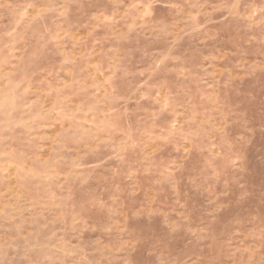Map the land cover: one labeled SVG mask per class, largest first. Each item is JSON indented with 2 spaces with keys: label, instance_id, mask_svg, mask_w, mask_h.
<instances>
[{
  "label": "rangeland",
  "instance_id": "1",
  "mask_svg": "<svg viewBox=\"0 0 264 264\" xmlns=\"http://www.w3.org/2000/svg\"><path fill=\"white\" fill-rule=\"evenodd\" d=\"M0 264H264V0H0Z\"/></svg>",
  "mask_w": 264,
  "mask_h": 264
}]
</instances>
